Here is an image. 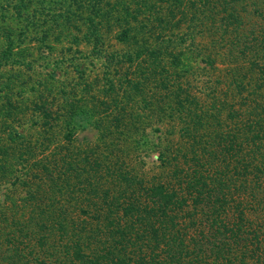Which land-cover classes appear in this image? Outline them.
Wrapping results in <instances>:
<instances>
[{
  "label": "trees",
  "instance_id": "trees-1",
  "mask_svg": "<svg viewBox=\"0 0 264 264\" xmlns=\"http://www.w3.org/2000/svg\"><path fill=\"white\" fill-rule=\"evenodd\" d=\"M165 1L0 0V22L10 14L21 18L30 11L25 20L37 30L34 40L49 48L47 40L51 36L58 39L72 17L82 18L84 40L97 50L103 45L102 31L115 19L119 25L124 24L117 35L123 42L130 33L135 41L139 32L151 33L153 28L144 21L153 15L160 21L158 28H163L161 24L166 25L168 20L158 15L165 9ZM201 1L213 7L211 0ZM231 1L233 4L238 0ZM233 11L226 14L223 22H237ZM129 20L138 24L135 29L129 28ZM75 29L80 32L78 27ZM69 36L72 33L66 37ZM145 40L136 44L138 49L134 53L123 55L128 63L144 54L153 59V64L143 67L142 81H126L139 93L140 86L146 88L143 83L148 70L158 67L161 53L157 52L164 50L148 49ZM6 48L1 52V62L8 61L13 48L9 37ZM8 84L0 87L3 114H12L14 105L4 92ZM109 84L111 95L118 94ZM181 91L180 86L167 90L173 101V107H168L169 116L180 121V139L165 149V180L150 185L123 171L119 159L110 167L95 155L85 154L78 160L68 156L57 158L53 153L50 158L32 162L35 144L7 121H0V184L9 177H17L15 165L24 168L32 162V177L21 184L27 188L24 201L30 209H24L25 205L22 209H7L16 216L24 209L18 219L11 220L12 228L6 209L0 212V264H264L263 93L247 96L244 103L248 107L242 114L231 108L226 118L244 119L241 126L234 128V124L233 129L223 132L215 127L220 112L201 108L196 98ZM40 98L33 108L42 118L41 125L46 126L58 118V113L53 115L51 107ZM64 99L67 114L92 121L97 107L90 104L95 109L87 110ZM112 100L96 103L106 114L112 111L111 123L117 125L125 115L114 111L117 99ZM107 128L110 126L104 124L97 129L103 133ZM15 182L20 184V179ZM110 182L112 187L105 185Z\"/></svg>",
  "mask_w": 264,
  "mask_h": 264
},
{
  "label": "rangeland",
  "instance_id": "rangeland-1",
  "mask_svg": "<svg viewBox=\"0 0 264 264\" xmlns=\"http://www.w3.org/2000/svg\"><path fill=\"white\" fill-rule=\"evenodd\" d=\"M151 1L155 3V0ZM232 2L211 0L212 7L203 5L201 0H183L182 3L180 0L165 1V21L168 20L165 33L151 32L144 36L139 32V39L131 51L138 49L136 44L139 42L140 45L142 39H146L145 46L148 49H164L162 52L156 51L161 53L158 67L152 69L156 73L148 70L143 83L146 88L144 90L140 86L141 93L128 86L126 81H142L143 67L147 63L153 64L152 58L144 54L133 63L125 62L123 55L126 47L119 44L112 46L108 40L106 45L112 46V49L105 50L104 45H101L95 50L91 44H87L90 46L91 59L89 64L83 65V73L80 67L75 70L68 59L58 58V52L54 55L58 64L51 66L45 64L43 59L53 55V40L47 42V48L33 40L32 33L26 34L20 24L7 16L5 21L0 22V57L1 52L8 49V37L13 41V48L7 62H1L3 60L0 59V87L9 83L11 90L7 87L4 92L10 95L14 105L12 114L0 113V121H7L15 131L35 144L32 162L50 158L53 153L57 158L68 156L78 160L85 154L95 155L105 161L104 166L111 167L119 159L122 170L138 176L145 185L164 181L166 174L162 159L165 158V149L168 144H176L180 139V121L175 116L174 119L169 116L168 107H173L172 98L167 95L169 88L180 86L181 93L196 98L201 108H215L216 113L220 112L219 123L215 127L223 132L233 129L234 124V128L241 126V120L244 119L231 121L226 118L231 108L242 114L248 107L245 106V98L258 93H263L264 101V0ZM229 5L233 6L237 22L222 20L233 10ZM152 21L156 22L157 19L153 17ZM111 26L118 30L116 25ZM111 26L105 28L103 33L110 32ZM25 41L30 43L28 51L31 53L26 60L21 55ZM112 56L115 58L110 59ZM79 58L82 61L83 58ZM26 63L28 65L24 66ZM77 65L82 66L80 63ZM71 67L70 74L68 70ZM109 83L118 94L111 95ZM1 96L3 93L0 94V104L4 103ZM112 97L117 99V104L113 103L114 111L125 115L119 118L121 120H118L117 125L111 123L112 111L106 114L96 103L113 101ZM39 98L51 107L53 115L58 113V118L46 126L41 125L42 118L33 108ZM64 98L81 108H92L90 104L97 107L92 108L95 109L92 121L78 114H67L68 105ZM104 124L110 128L102 133V129L97 128ZM2 134L5 136L4 131ZM32 162L24 168L15 165L14 171L18 178L9 177L0 184V212L2 208L3 211L6 209L10 228L14 226L12 219H18L24 209H30L24 201L27 188L21 184L32 177ZM15 179H20V184L15 185ZM105 185L113 186L112 182ZM23 205L25 208L19 210L17 216L7 210L11 206L22 209Z\"/></svg>",
  "mask_w": 264,
  "mask_h": 264
},
{
  "label": "crops",
  "instance_id": "crops-1",
  "mask_svg": "<svg viewBox=\"0 0 264 264\" xmlns=\"http://www.w3.org/2000/svg\"><path fill=\"white\" fill-rule=\"evenodd\" d=\"M29 13H30V11H27V12L24 13V15L21 18H17V19H15V17H13L12 14H10L9 16L11 18V21H15L17 24H20L24 28L26 34L32 33L33 36L35 37L37 30L35 28H32V27L28 26L27 22L25 20V17ZM160 15H158V16L163 18V20L165 21V9L164 8L160 12ZM153 17H155V16L154 15L151 16V19L149 17V20H145L144 22L149 27L153 28L152 33L156 32L158 34V32L161 31L164 34L165 33V25H164V23L161 24V26L163 28H158V26L160 25V21H156V22L152 21ZM112 24L117 26V28H118L117 31H116L115 28H112L113 27V26H111ZM111 25H110L111 26L110 32H108V33L104 32L103 33V31H102V33H101V42L104 45L103 49H105V50H107L109 48L112 49L113 45L119 44V45H122L123 47H126V49L128 50V51L126 50V52L124 54L131 53V51L134 48V44H135V40L132 38L133 34L132 33L129 34V38H128L127 41H124V42L123 41H119L117 39V35L121 31V29H123L124 24L120 23V25H119L118 22L116 23V19H115V21H113V23H111ZM137 25H138L137 23L133 22L132 20H129V25H128L129 28H134L135 29L137 27ZM65 26L66 27L62 29L64 35L60 36L58 39H55L54 38L55 35H53L47 40V42H49V40H53V43L51 44L53 46V48H52V54L53 55L49 56L48 59H43V62H45V64H48V65H51V66L57 65L58 64L56 62L57 58L55 59L54 55H55V53L58 52V54H59L58 58L61 57L60 59H68V62L71 61L72 65L75 66V67L78 66L77 65L78 63H80L82 65V66H79L81 68V70H82V68L85 69L83 67V65L89 64V62H90L89 59H91V57L89 55L90 54V46H89L90 43L86 42L84 40V37H83L84 34H85V26L82 25V22L80 21V18H77V17H72L70 23L66 24ZM45 27H46V25H44V27H39L38 30L40 31L42 28H45ZM77 27L79 28L80 32L75 31L76 30L75 28H77ZM107 28H109V27H107ZM146 30H149V29H145V31ZM67 32L68 33L69 32L72 33V36H69L67 38L66 37L67 36ZM147 33H149V32H142V35H146ZM106 36H109V37L107 39H105ZM137 39H139V36H137ZM33 40H34V38H33ZM108 40H109V44L110 45L112 44V46H110V47H108V45H106V42ZM87 44H89V45H87ZM29 45H30V43L28 41H25L24 48L21 51L22 58L25 59V60L31 54L30 51H28V46ZM112 53H114V52H112ZM112 53H109V55H111ZM75 55L78 56L77 59L74 58ZM80 56L82 58H83V56L84 57L87 56V57L83 58L82 61H81L80 58H79ZM98 63H100V62H98ZM45 64L43 63L42 65H45ZM26 65H28V63L24 64V66H26ZM70 70H72V67H71V69L68 70V72H70V74H71ZM85 74H87V70H85ZM41 79H44V78H41Z\"/></svg>",
  "mask_w": 264,
  "mask_h": 264
}]
</instances>
